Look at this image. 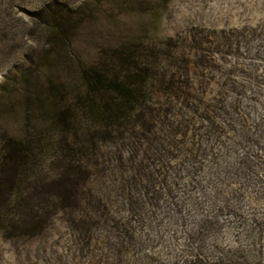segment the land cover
Segmentation results:
<instances>
[{
    "label": "rangeland",
    "instance_id": "rangeland-1",
    "mask_svg": "<svg viewBox=\"0 0 264 264\" xmlns=\"http://www.w3.org/2000/svg\"><path fill=\"white\" fill-rule=\"evenodd\" d=\"M0 264H264V0H0Z\"/></svg>",
    "mask_w": 264,
    "mask_h": 264
}]
</instances>
